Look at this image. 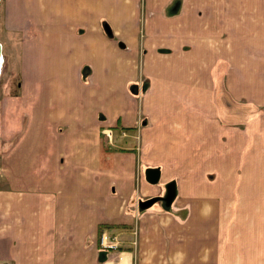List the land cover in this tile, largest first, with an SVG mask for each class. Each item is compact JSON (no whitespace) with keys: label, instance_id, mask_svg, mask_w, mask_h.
<instances>
[{"label":"crops","instance_id":"1","mask_svg":"<svg viewBox=\"0 0 264 264\" xmlns=\"http://www.w3.org/2000/svg\"><path fill=\"white\" fill-rule=\"evenodd\" d=\"M0 11L23 74L3 103L0 264H264V0Z\"/></svg>","mask_w":264,"mask_h":264},{"label":"rangeland","instance_id":"2","mask_svg":"<svg viewBox=\"0 0 264 264\" xmlns=\"http://www.w3.org/2000/svg\"><path fill=\"white\" fill-rule=\"evenodd\" d=\"M0 47H1V56H0V161L2 154L9 150L15 143L16 138H9L7 137L5 140L2 138L3 132L2 130V122H3V109L5 101L9 100L10 97H14L19 95V90L23 83V74H22V61H21V54H22V41L18 38L17 34H13L12 32H8L4 29L2 24V14L0 11ZM41 66H45L46 61L42 60V56H40ZM40 66V67H41ZM55 81V79H53ZM141 85H133L130 84L132 92L136 89L137 94L140 95L141 89L144 91L145 84L141 83ZM130 90V89H129ZM135 91V93H136ZM9 98V99H7ZM136 106V105H135ZM138 108L136 109V112ZM47 128H50V123L46 124ZM109 130H105L103 132V137L105 136L104 140L108 141V143L112 142V134L109 136ZM123 131V130H122ZM52 132V131H50ZM49 132V133H50ZM124 135L127 136V132L124 131ZM107 139V140H106ZM102 142H104L102 140ZM107 143V142H106ZM136 145H135V152H136ZM138 152V151H137ZM4 181L2 176L0 175V184Z\"/></svg>","mask_w":264,"mask_h":264},{"label":"built area","instance_id":"3","mask_svg":"<svg viewBox=\"0 0 264 264\" xmlns=\"http://www.w3.org/2000/svg\"><path fill=\"white\" fill-rule=\"evenodd\" d=\"M108 132H109L108 135L110 136L112 134V131L109 130ZM122 134L124 135L125 133L122 132ZM98 243L101 248L107 250L116 249L118 247V242L116 238L105 235L104 233L100 235L98 239Z\"/></svg>","mask_w":264,"mask_h":264},{"label":"water","instance_id":"4","mask_svg":"<svg viewBox=\"0 0 264 264\" xmlns=\"http://www.w3.org/2000/svg\"><path fill=\"white\" fill-rule=\"evenodd\" d=\"M0 56H1V47H0ZM151 172H152V170H148V172H146V177H147V179H148L149 181L153 180V177H154L153 174H150ZM156 176H158V173L156 174ZM156 176H155V178H154L153 181H155V180L157 179ZM150 203H152L151 200H148V201L142 202V203H140V207H142V208H143V207H147V206L150 205Z\"/></svg>","mask_w":264,"mask_h":264},{"label":"trees","instance_id":"5","mask_svg":"<svg viewBox=\"0 0 264 264\" xmlns=\"http://www.w3.org/2000/svg\"><path fill=\"white\" fill-rule=\"evenodd\" d=\"M104 30H105V33L110 37V38H112L113 36L111 35V33H108L107 31H106V29L104 28Z\"/></svg>","mask_w":264,"mask_h":264}]
</instances>
